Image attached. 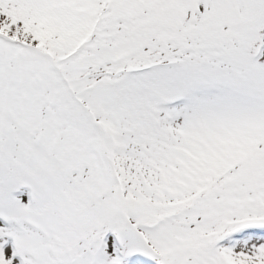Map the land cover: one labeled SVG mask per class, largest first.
I'll list each match as a JSON object with an SVG mask.
<instances>
[{
    "label": "snow or ice",
    "instance_id": "snow-or-ice-1",
    "mask_svg": "<svg viewBox=\"0 0 264 264\" xmlns=\"http://www.w3.org/2000/svg\"><path fill=\"white\" fill-rule=\"evenodd\" d=\"M0 264H264V0H0Z\"/></svg>",
    "mask_w": 264,
    "mask_h": 264
}]
</instances>
